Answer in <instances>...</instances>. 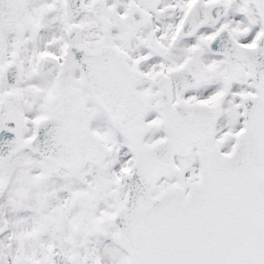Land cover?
I'll list each match as a JSON object with an SVG mask.
<instances>
[{"label": "snow or ice", "instance_id": "snow-or-ice-1", "mask_svg": "<svg viewBox=\"0 0 264 264\" xmlns=\"http://www.w3.org/2000/svg\"><path fill=\"white\" fill-rule=\"evenodd\" d=\"M0 264H264V0H0Z\"/></svg>", "mask_w": 264, "mask_h": 264}]
</instances>
